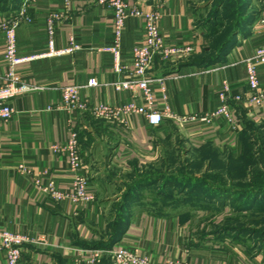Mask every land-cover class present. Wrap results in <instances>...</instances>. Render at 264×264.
Returning <instances> with one entry per match:
<instances>
[{
	"label": "crops",
	"instance_id": "obj_1",
	"mask_svg": "<svg viewBox=\"0 0 264 264\" xmlns=\"http://www.w3.org/2000/svg\"><path fill=\"white\" fill-rule=\"evenodd\" d=\"M193 1L129 0L147 9L158 7L162 15L159 27L166 42L194 45L196 52L191 58L203 55L207 47ZM63 2L37 0L32 5L33 21L22 23L16 31L20 55L48 51L47 17L60 10ZM261 2L248 33L237 37L222 62L206 67L189 60L173 64L158 60L152 70L155 107L165 110L167 105L170 113L178 115L216 110L223 104L220 92L228 83V103L239 122L237 128L225 118L181 124L169 114L155 126L145 115L135 112L122 114L128 124L125 128L117 120L97 119L90 112L78 114L62 106V88L70 84L82 86V96L92 105L145 106L141 90L119 91L114 87L132 73V49L145 38L143 20H126L119 59L124 71L117 72L114 54L105 50L114 41L112 12L98 0H72L71 14L58 28L55 44L57 49H64L74 38L80 49L18 65L17 73L23 80L42 88L17 96L13 100V118L0 129V229L30 238L24 245L23 264H85L78 261L80 251L102 248L110 241L117 209L126 217L127 225L113 247L134 248L159 263H257L248 258L245 247L234 238L206 229L205 220L210 221L221 208L224 212L230 209L228 205L221 207L218 197L203 200L204 204L197 200L169 204L143 203L140 194L122 208L123 198L118 192L123 180L117 175L164 166L173 153L182 149L181 145L185 155L213 150L237 158L248 133H255L264 142V107L250 102L246 64L264 45ZM5 12L0 9V23ZM5 47V35L0 29V82L7 69ZM257 70L264 88V64L258 63ZM92 77L97 78V86L88 85ZM73 132L80 138L82 158L91 174L90 193L95 195L92 203L54 202L38 184L52 180L62 190L71 188L74 176L68 156L61 149ZM0 264H7L2 248ZM99 264H112L110 252H105Z\"/></svg>",
	"mask_w": 264,
	"mask_h": 264
},
{
	"label": "built area",
	"instance_id": "obj_2",
	"mask_svg": "<svg viewBox=\"0 0 264 264\" xmlns=\"http://www.w3.org/2000/svg\"><path fill=\"white\" fill-rule=\"evenodd\" d=\"M37 0H22L21 4L14 9L3 13L0 29L3 31L6 39L5 60L7 69L0 82V129L9 122L14 114L13 100L22 93L39 90L42 87L32 85L21 78L17 73V66L32 61L40 57L59 56L63 54H72L80 49V45L71 38L70 45L64 49H57L55 44V36L58 28L71 14L72 0H64L60 10L52 11L47 17V32L49 36L48 51L44 54H34L30 56H22L18 53L17 34L18 27L24 23H31L33 17L30 9ZM106 9L112 12L113 17V44L106 47L105 50L114 54L116 59L115 70L123 72L124 66L119 63L121 56V40L123 29L128 18H139L143 20L145 38L135 45L132 49L133 70L131 75L119 82L114 83V87L121 90H141L143 93L145 106H138L133 103L126 105H110L100 103L92 105L89 100L82 96V86L70 84L62 88L61 105L68 108L74 113L90 112L97 119L117 120L125 126L128 124L122 118V114L140 113L145 115L150 123L159 126L163 123L165 115L169 114L172 118L185 124L204 119L211 122L216 118H225L231 122L235 128L239 125L238 120L228 103V92L230 86L224 84V90L220 92V98L223 104L216 110L202 114L178 115L169 112L166 105L165 110L155 107L152 83L154 77L152 70L158 60L173 64L189 60L196 52V48L192 44L174 45L168 44L162 35L159 27L161 20V12L159 8L147 9L138 4H131L129 0H98ZM263 5H264V0ZM264 21V20H263ZM264 64V45L258 47L255 54L246 60L248 72V85L250 89V102L260 108L264 107V88L260 83L257 64ZM89 86H97V78L92 77L88 82ZM166 99L167 96H164ZM238 100L240 96L236 97ZM68 156L69 170L73 174L74 179L69 190L60 189L54 181L49 180L45 184L38 182L42 192L46 194L52 201L61 202L69 200L72 203H92L95 201V195L90 193L91 174L85 166L82 158L81 142L76 132L72 133L71 138L61 149ZM30 241L26 235L18 232H10L0 229V248L6 252L7 264H23L24 245ZM105 252H110L112 264H188L183 262L167 261L159 263L142 255L134 248L116 246L110 250L103 248L84 249L78 255V261L85 264H99Z\"/></svg>",
	"mask_w": 264,
	"mask_h": 264
},
{
	"label": "rangeland",
	"instance_id": "obj_3",
	"mask_svg": "<svg viewBox=\"0 0 264 264\" xmlns=\"http://www.w3.org/2000/svg\"><path fill=\"white\" fill-rule=\"evenodd\" d=\"M260 2L261 0H194L198 11V25L207 36V47L215 50L235 24H246L248 17L255 16ZM216 52L208 50L210 56ZM181 148L177 154H172L171 160L164 166L150 167L138 174H118L117 178L123 180L118 192L122 194L121 203L126 201L131 188L140 182L143 183L141 193L138 187L134 192L142 195L143 203L151 201L170 204L178 200L194 201L192 199L196 200L195 196H199L201 204L204 203L203 197L227 198L230 209L224 212L221 208L210 218L211 222L205 220L206 229H211V232L226 229L229 236L236 238L235 242L245 247L248 258L256 260V264H264L263 189L259 206L251 204V200L257 197L251 190L264 187V142L255 133H248L244 149L237 158L213 150L185 155L184 146L181 145ZM194 189L197 191L194 192ZM118 213L121 212L117 209L116 215ZM213 218L216 222L212 221Z\"/></svg>",
	"mask_w": 264,
	"mask_h": 264
},
{
	"label": "trees",
	"instance_id": "obj_4",
	"mask_svg": "<svg viewBox=\"0 0 264 264\" xmlns=\"http://www.w3.org/2000/svg\"><path fill=\"white\" fill-rule=\"evenodd\" d=\"M21 2H22V0H0V9L3 10V11H8V10L17 8L21 4ZM257 14H258V10H257L255 16L254 17H252V16L248 17V19L246 20V24H244L242 26H238V23L235 24L232 27V29H230V32H228L227 36L226 37L224 36L221 39V41L219 42V45H217V48L215 49L217 51L215 54L210 56L208 54V50L209 49H211L212 51H215V50H214V48L206 47V50H205L203 55H201L199 57H195L194 56L193 58H190L188 62L189 63H193V64H199V65L206 66V67H208V66H210L212 64H216V63L222 62L224 60V58L231 51V49H232V47L234 45V42L237 39V37L240 34L245 36L248 33V30L250 29V27L253 25L254 21L256 20ZM141 185H143V183H141V182L140 183H136L131 188V190L129 191V193L127 194V196L125 198L126 201H124L121 204L122 208H126L127 203H128V201L130 199L135 198V197L137 198L140 195V194L136 195L135 192H134V189L136 187H138L139 192H140ZM262 189L264 190V187H256L255 190H251L252 193H254V196L257 195V197H255V199L251 200V204H254L255 206L256 205L259 206L260 202H258V201H260L259 200L260 197L263 198L262 197V192H263ZM195 191H197V190L194 189V192ZM133 192H134V194H133ZM193 195H196V194L194 193ZM195 197H197L196 198L197 201L200 199L199 196H195ZM215 197H218V199L220 200L219 205L221 207H224V205H228V202H227L228 199L227 198L224 199L222 196H220V197L219 196L203 197L202 199L211 201V200H214ZM192 200H195V198H193ZM126 225H127L126 217L122 213H118L115 222L112 223L113 235L111 236L110 241L107 242L106 244H104V246H102V248L105 247L108 250L112 249L113 245L115 243H117L120 240V237L123 235V232L126 229ZM218 232L222 233V234H228L229 235V232H226V229H225V231H224V229L221 230V231L218 230ZM234 239H236V238H234Z\"/></svg>",
	"mask_w": 264,
	"mask_h": 264
}]
</instances>
